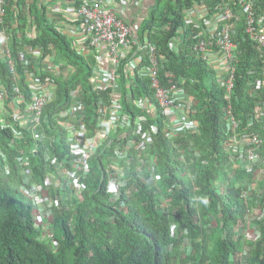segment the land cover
Instances as JSON below:
<instances>
[{
    "label": "trees",
    "instance_id": "obj_1",
    "mask_svg": "<svg viewBox=\"0 0 264 264\" xmlns=\"http://www.w3.org/2000/svg\"><path fill=\"white\" fill-rule=\"evenodd\" d=\"M6 2L5 23L0 30L10 35L9 48L26 99L30 93L19 60L22 47L37 46L40 61L51 57L53 63H64L66 70L55 77L56 96L43 108L38 128L43 139L34 141L13 117L19 108L7 58L0 53V85L6 90L2 109L9 114L5 117L0 110V150L6 155L5 162L0 152V264H241L244 256L247 264H264V217L256 223L261 236L254 242L245 239L237 227L245 223L244 214L251 206L241 191L246 182H252V173L232 169L227 163L223 149L229 133L224 88L216 71L192 53L189 43L175 49L169 46L181 25L182 7L189 0H151L144 6L146 15L138 34L149 29L151 41L164 54L165 60L159 63L161 77L186 78L195 97L192 115L198 130L169 140L158 129L145 155L132 147L127 161L122 162L125 176L117 200L105 186L111 148L99 149L90 159V174L81 181V194L68 186L52 208V236L36 229L34 210L21 191L22 187H34L23 183L21 170L28 167L43 184L45 153L59 159L68 155L65 135L52 116L78 86L93 107L95 95L91 94L89 75L94 59L71 47L53 26L43 0ZM155 25L159 28L152 29ZM240 48L230 99L235 115L245 122L251 114L250 101L259 97L252 98L244 91L252 80L247 69L256 64L250 61L255 49L249 42H241ZM140 86L137 94L148 89L146 83ZM4 117L10 123H3ZM122 140L124 146L127 140ZM140 158L146 164L156 160L154 169L159 178L150 180ZM4 164L9 165V172ZM172 224L176 232L171 230Z\"/></svg>",
    "mask_w": 264,
    "mask_h": 264
},
{
    "label": "built area",
    "instance_id": "obj_2",
    "mask_svg": "<svg viewBox=\"0 0 264 264\" xmlns=\"http://www.w3.org/2000/svg\"><path fill=\"white\" fill-rule=\"evenodd\" d=\"M150 1L43 0L53 26L66 36L71 47L78 54L94 59L89 75L91 94L95 95L93 107L86 102L78 86L70 91L66 105L52 116L65 135L68 155L59 159L45 153L43 184L33 177L28 167L23 166L21 170L23 183L34 187L21 188L34 210V225L50 237L52 208L59 204L68 186L81 194V181L90 174V159L99 149L111 148L105 168V186L110 197L117 200L125 176L122 162L127 161L132 147L145 155L158 129L169 140L177 139L182 132L198 130L192 115L195 97L188 89L186 78H174L170 74L161 77L159 63L165 58L164 54L151 41L149 29L138 34L140 21L146 15L144 6ZM189 1L182 7L181 25L169 46L175 49L189 43L192 53L216 71L217 81L224 88L229 133L223 149L232 169L240 168L253 174V182L245 183L246 188L241 191L243 198L251 202L245 222L252 227L264 217V0ZM6 6V0H0V26L5 23ZM137 11L142 17L139 23H134ZM155 28L159 26L152 27ZM9 37L4 29L0 30V53L7 58L14 101L19 108L13 117L18 118L20 128L29 132L31 139L41 141L43 137L38 128L43 108L54 100L57 88L54 79L66 67L64 63H53L51 57L40 61L41 50L37 46L22 47L19 60L30 93L27 100L19 86ZM241 42H249L255 49L250 61L256 63L247 69L252 80L247 82L244 91L252 98L256 94L259 97L250 101L251 114L245 122L235 115L230 99L242 54ZM141 83H146L148 89L137 94L135 90L141 88ZM5 96L6 90L1 84L0 110L7 117V110L2 109ZM5 117L3 123H10ZM122 139L127 140L124 146ZM37 147L38 144L34 152ZM2 157L6 162V155ZM22 160L26 163V157ZM139 161L143 170L151 175L150 180L159 178L154 169L156 160L152 159L149 164L144 158ZM4 169L9 172V165L4 164ZM171 230H176L175 225ZM246 236L257 239L260 232L248 228Z\"/></svg>",
    "mask_w": 264,
    "mask_h": 264
},
{
    "label": "clouds",
    "instance_id": "obj_3",
    "mask_svg": "<svg viewBox=\"0 0 264 264\" xmlns=\"http://www.w3.org/2000/svg\"><path fill=\"white\" fill-rule=\"evenodd\" d=\"M236 169H239V168H236ZM246 173H250V172H247L246 171ZM252 182H253V174H252ZM248 183H251V182H246V184H248ZM246 184L244 185V187H243V190L246 188ZM110 194V193H109ZM241 195H242V193H241ZM247 203H250V205H251V202L249 201V200H245ZM251 209V206L250 207H248L247 209H246V211H248V210H250ZM245 214H246V212H245ZM245 214H244V222H245ZM263 218V217H262ZM261 218V219H262ZM260 219V220H261ZM260 220H258V221H260ZM258 221H256L255 223H254V226H250L247 222H245V223H241V225H239V226H237V227H240V230L243 232V235H244V237H245V239H248V240H252L253 242L254 241H256L260 236H261V231H260V229L258 228V225L256 224ZM173 225V224H172ZM172 225H171V227H172ZM248 228H252V229H257L259 232H260V236L257 238V239H253V238H248L247 236H246V230L248 229ZM175 229H176V225H175ZM177 231V229L174 231V232H176ZM245 256L242 258V260H241V264H247V263H245Z\"/></svg>",
    "mask_w": 264,
    "mask_h": 264
},
{
    "label": "rangeland",
    "instance_id": "obj_4",
    "mask_svg": "<svg viewBox=\"0 0 264 264\" xmlns=\"http://www.w3.org/2000/svg\"><path fill=\"white\" fill-rule=\"evenodd\" d=\"M135 15L137 16V20L134 22V23H139V21H140V17H142V14L141 13H139L138 11L135 13ZM5 172H6V170H5ZM185 250V249H184ZM188 248H187V250H185L186 251V253H188Z\"/></svg>",
    "mask_w": 264,
    "mask_h": 264
},
{
    "label": "crops",
    "instance_id": "obj_5",
    "mask_svg": "<svg viewBox=\"0 0 264 264\" xmlns=\"http://www.w3.org/2000/svg\"><path fill=\"white\" fill-rule=\"evenodd\" d=\"M27 1H28V0H27ZM33 29H34V28H33ZM33 29H32V30H33Z\"/></svg>",
    "mask_w": 264,
    "mask_h": 264
}]
</instances>
